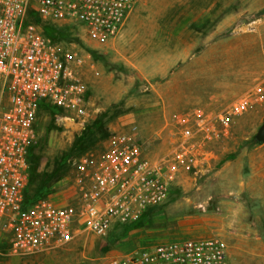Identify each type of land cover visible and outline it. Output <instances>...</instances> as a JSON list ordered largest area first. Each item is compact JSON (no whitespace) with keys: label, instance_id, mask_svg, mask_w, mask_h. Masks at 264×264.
Returning <instances> with one entry per match:
<instances>
[{"label":"rangeland","instance_id":"374dc122","mask_svg":"<svg viewBox=\"0 0 264 264\" xmlns=\"http://www.w3.org/2000/svg\"><path fill=\"white\" fill-rule=\"evenodd\" d=\"M77 35L72 31V39ZM90 47L97 67L86 73L90 117L82 128L41 115L35 150L41 177L32 192L96 123L107 139L136 127L160 155L174 140L165 129L173 113H226L264 87V0H141L115 41ZM263 126L264 102L233 117L230 138L213 144V156L124 238L116 230L34 254L3 249L0 264H98L144 244L210 236L227 242L224 264H264V143L255 140ZM107 139L94 149L102 151ZM61 176L51 181L52 194L65 187Z\"/></svg>","mask_w":264,"mask_h":264},{"label":"built area","instance_id":"2783aa9c","mask_svg":"<svg viewBox=\"0 0 264 264\" xmlns=\"http://www.w3.org/2000/svg\"><path fill=\"white\" fill-rule=\"evenodd\" d=\"M140 1L0 0V253L106 238L116 226L136 222L213 156V144L230 138L233 117L264 102V87L257 86L226 113H173L165 129L174 140L160 155L148 150L136 127L116 131L102 151L68 158L61 192L26 202L44 107L57 110L59 121L85 126L86 73L97 72L90 46L115 41ZM48 24L78 31L79 40L48 37ZM228 258L227 242L210 236L152 242L98 264H224Z\"/></svg>","mask_w":264,"mask_h":264},{"label":"trees","instance_id":"16d2710c","mask_svg":"<svg viewBox=\"0 0 264 264\" xmlns=\"http://www.w3.org/2000/svg\"><path fill=\"white\" fill-rule=\"evenodd\" d=\"M45 34L48 37H51L54 40L58 41H73V40H79V39H72V31L68 27H57L53 25H45L44 27ZM44 113L47 112L50 115H55L58 113L57 110L45 106L44 107ZM104 130V126L102 123H96L95 125L86 128L82 136L79 138V140L76 142L73 152H71L65 159H62L58 168L54 170V173L51 175H48L47 179H42L39 181L38 187L36 188V191L32 192L31 187L33 185H36L37 178L41 177V173L38 172V169L40 167V159L41 157L39 155H36L35 150L36 146L32 148L30 153V181L29 185L26 191V202L32 204L40 199L49 197L53 192V185H51V181L57 177L59 174L63 175L61 176L58 181H60L64 176L67 175L69 168L67 165V160L69 157L78 155L81 153H84L88 151L89 149H93L96 145V142L102 139H107ZM60 170V171H59ZM174 190V189H173ZM172 190V192H173ZM171 192V194H172ZM171 196V195H170ZM160 207V206H159ZM151 208L149 209L139 220L136 222L122 225V226H116L112 232L110 233V236L117 230L118 236L124 238L127 236V234L134 230L141 228L143 224L150 219L151 215L159 208Z\"/></svg>","mask_w":264,"mask_h":264},{"label":"water","instance_id":"95a60500","mask_svg":"<svg viewBox=\"0 0 264 264\" xmlns=\"http://www.w3.org/2000/svg\"><path fill=\"white\" fill-rule=\"evenodd\" d=\"M255 140L257 143H264V126L256 134Z\"/></svg>","mask_w":264,"mask_h":264}]
</instances>
